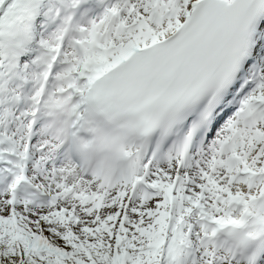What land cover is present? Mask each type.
<instances>
[{"label":"snow or ice","instance_id":"6c2138e0","mask_svg":"<svg viewBox=\"0 0 264 264\" xmlns=\"http://www.w3.org/2000/svg\"><path fill=\"white\" fill-rule=\"evenodd\" d=\"M0 264H264V0H0Z\"/></svg>","mask_w":264,"mask_h":264}]
</instances>
